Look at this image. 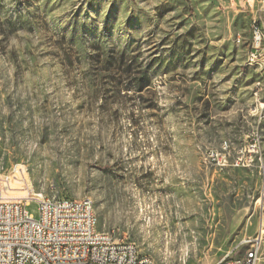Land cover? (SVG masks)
<instances>
[{"label": "rangeland", "instance_id": "rangeland-1", "mask_svg": "<svg viewBox=\"0 0 264 264\" xmlns=\"http://www.w3.org/2000/svg\"><path fill=\"white\" fill-rule=\"evenodd\" d=\"M249 3L0 0V172L21 164L33 192L89 199L97 230L153 264L241 255L264 177L205 157L254 124Z\"/></svg>", "mask_w": 264, "mask_h": 264}, {"label": "built area", "instance_id": "built-area-1", "mask_svg": "<svg viewBox=\"0 0 264 264\" xmlns=\"http://www.w3.org/2000/svg\"><path fill=\"white\" fill-rule=\"evenodd\" d=\"M250 0H246L249 5ZM250 6V5H249ZM240 43V38L236 39ZM246 61L258 62L264 72V0L260 15L250 23ZM254 82V81H253ZM255 84V82H254ZM264 113L254 114L242 141L226 140L229 155L206 153V161L218 169L256 171L264 177L262 130ZM31 203L38 206V218L25 212ZM73 204V212H66ZM264 241V204L256 236L243 241L241 255L232 253L216 264H257ZM0 264H153L133 242H116L111 234L98 231L85 198H46L31 190L26 169L13 164L0 172Z\"/></svg>", "mask_w": 264, "mask_h": 264}, {"label": "bare ground", "instance_id": "bare-ground-1", "mask_svg": "<svg viewBox=\"0 0 264 264\" xmlns=\"http://www.w3.org/2000/svg\"><path fill=\"white\" fill-rule=\"evenodd\" d=\"M245 67L254 71L256 74L260 76L259 78L261 79V81L258 80L254 84L256 89H255L254 96H253L255 99L253 114L264 113V72L258 67V62L256 61H246ZM262 138H264V130H262ZM225 144H226V141L222 143L219 151H210L209 153H214L215 155H218V156L229 155V147H226ZM263 151L264 150L262 147V158L264 159ZM70 201H78V200L70 199ZM85 202L87 205H89V211H91L94 216V223H96V228H97V219L93 211V205L89 199H85ZM66 212H73V204H66ZM144 256L148 257L150 259V262H153L151 257L147 255H144Z\"/></svg>", "mask_w": 264, "mask_h": 264}]
</instances>
